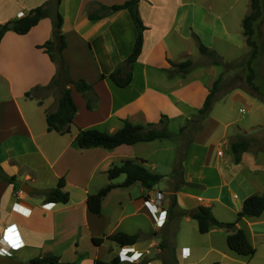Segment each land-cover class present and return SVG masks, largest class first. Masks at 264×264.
Here are the masks:
<instances>
[{
  "label": "crops",
  "instance_id": "1",
  "mask_svg": "<svg viewBox=\"0 0 264 264\" xmlns=\"http://www.w3.org/2000/svg\"><path fill=\"white\" fill-rule=\"evenodd\" d=\"M50 1L0 0V25L14 22ZM126 1L129 0H60L57 11L65 42L60 55L68 77L91 85L96 96L95 107L89 110L83 94L71 84L67 86L76 107L68 134L47 130L45 111L55 112L58 106L59 94L50 93L54 89L38 90L33 97H25V93L47 86L57 74L58 64L39 48L53 40L52 15L41 18L26 34L18 35L11 29L3 34L0 40V167L7 176H14L15 182L0 181V235L5 225L15 224L23 243L18 251L26 249L27 261L50 253L58 256L63 264L109 262L117 256L119 245L108 239L96 245L92 238L122 232L138 236L131 246L134 250L148 251L146 258L133 264H264V210L259 217L236 220L246 198L264 193V152L250 150L249 145L236 163L230 146L241 135H228L226 131L236 123L230 113L232 102L239 100L257 109L260 105L254 97L239 90L230 91V106L226 104L220 119L224 122L220 136L213 140L211 132L207 133L208 125L219 121L208 116L202 128L193 134L181 162L182 177L175 184L170 174L177 156L170 154L172 146L162 140L121 145L112 150L80 149L75 145L78 130L113 133L124 120L134 125H159L162 115L167 117V128L179 121L178 128L174 127L178 132L201 108L213 84L208 74L202 83L192 80V71L173 76L165 72L171 68L169 62L180 63L190 58L195 46L193 35L201 37L192 23L195 3L189 0H139L137 13L147 28L143 31L141 52L132 67V80L121 88L108 78H100L123 66L137 33L126 9L97 19L89 15L99 13L101 7ZM225 13L205 10L202 15L209 49H213L210 46L213 42L223 38L227 43L230 39ZM163 20H166L164 27ZM254 119L250 128L263 125L256 115ZM235 126L237 131L242 130L241 126ZM126 160L141 163L143 167L152 162L146 169L166 178L167 185L164 189H155L159 182L151 188L135 182L123 187L120 185L125 180L124 174L117 180L109 179L107 170ZM162 166L167 168L166 172H155ZM60 179L64 180L62 190L69 194L68 201L47 202L43 194L55 188ZM23 184L32 189L31 193L21 190ZM108 184L115 187L103 197L100 214L90 213L87 195ZM167 193L174 194L176 200L172 211L170 202L162 207L167 212L164 229L175 221L171 238L173 252L169 257L160 248L158 235L163 227L160 232L154 230L156 214H153L156 211L153 209L161 208L154 202L156 195L165 197ZM145 201L156 205L152 212ZM14 203L29 209L30 214L23 216L13 211ZM199 206L209 207L220 222H236L235 227L245 232L255 254L240 256L229 250L226 233L221 228L213 227L200 234L196 220L191 217ZM166 233H163L165 237ZM162 240L167 242L166 238ZM1 245L5 251L0 250V255L15 258L18 251H10L0 240ZM182 248L188 249L189 257L181 256Z\"/></svg>",
  "mask_w": 264,
  "mask_h": 264
},
{
  "label": "trees",
  "instance_id": "2",
  "mask_svg": "<svg viewBox=\"0 0 264 264\" xmlns=\"http://www.w3.org/2000/svg\"><path fill=\"white\" fill-rule=\"evenodd\" d=\"M139 0H129L120 5H113L110 7H101L99 13H91L89 18L97 19L102 15L110 12H116L119 10H128L133 20L136 29V39L131 53L123 61V66H118L114 72L108 75H101L100 78L110 79L116 86L124 88L129 85L132 80V67L137 60L142 46L143 31L145 26L142 24L136 10V5ZM60 0H51L43 6H39L31 10L25 16L15 20L13 22V30L18 35L26 34L32 27H34L38 21L43 18L52 15L53 26V40L45 42L39 48L43 49L48 54L49 58L58 64L57 74L53 76L49 84L41 89H33L30 92L25 93V97H33L34 93L38 90H52L57 89L59 93L58 106L55 112L45 111V120L48 131H54L60 135L68 134L71 132L72 119L76 111L75 104L73 103L68 85H72L75 90L82 93L86 100L87 109L91 110L95 107L96 96L93 93L91 85H88L85 81L71 80L67 74V68L63 62L60 52L65 47L63 36L60 33L61 16L59 15L57 8ZM262 14L261 1L250 0V12L244 16L242 20L243 36L245 38L246 45L251 48L249 59L245 62L248 72L246 83L254 94L260 97L261 102L264 104V93H261L257 86L252 83V69L250 67V60L255 58L257 54V43L253 39L255 33L254 26ZM9 30L7 23L0 25V40L3 34ZM200 54L209 57L212 60V64L225 67L224 62L220 61V58L216 53L205 45H203L200 39L193 35ZM171 68L165 69V72L169 76L175 74L187 75L191 72L194 64L190 58L180 62H169ZM127 68L125 71L124 68ZM221 74L218 79L212 84L206 95L201 108L197 114L191 119H188L186 123L180 128L179 133L185 135V144L183 145L184 151L181 154L180 159L177 162L176 169L173 172V176L177 177L181 175V162L185 154V149L192 141L193 134L202 128L201 123L206 118L212 108L214 101L217 99L220 83L222 80ZM41 104V101H38ZM159 126V127H158ZM174 134L167 130V117L162 115L159 121V125L148 123L146 125H134L126 120L122 121V126L113 133L102 132L96 129L78 130L74 138L75 145L80 149H88L94 147H101L106 150H112L121 145H133L141 142H150L154 140H161L164 138H172ZM231 151L234 155V161L237 163L240 160L242 152L246 151L249 147L248 142L244 139H237L231 143ZM124 174L125 180L120 186L127 187L135 182L141 183L147 188H151L157 184L162 175L147 170L141 165V163L126 160L120 165H113L107 170L109 179H114L119 175ZM0 181L13 184L15 182L14 176H7L0 167ZM64 186V180L60 179L57 186L53 189L46 191L43 195L47 202L51 203H66L69 199V194L62 190ZM115 187L113 184H108L96 193L88 194L86 197V206L90 213L99 215L101 212V201L108 192ZM177 189V186L175 190ZM176 206L175 195L173 194L170 201V211ZM264 210V193L261 195H252L243 201L241 210L237 213V221L242 217H259ZM181 213L180 215H183ZM197 222V229L200 234L209 232L213 227L221 228L226 233V244L229 250L240 256L251 257L255 254V248L249 243L245 232L242 229L236 228V222H220L214 218L211 209L205 206L197 207L191 216ZM104 239L116 242L119 246H133L136 243L137 235H127L122 232H117L112 235L104 236L101 238H92V242L99 245ZM161 246L166 247L165 241L161 240ZM26 264H63L60 258L53 254H45L43 256H37L29 259ZM74 264V263H71ZM94 264H121L118 261L117 256L109 262L94 261Z\"/></svg>",
  "mask_w": 264,
  "mask_h": 264
},
{
  "label": "rangeland",
  "instance_id": "3",
  "mask_svg": "<svg viewBox=\"0 0 264 264\" xmlns=\"http://www.w3.org/2000/svg\"><path fill=\"white\" fill-rule=\"evenodd\" d=\"M189 1H193L195 3L194 11L191 16L192 23L196 26L197 30L199 31V34L202 37V38L199 37L201 43L205 45L207 48L209 47L208 34L205 33L207 31L206 30L207 28H204L205 24H203L201 21L203 18L202 15L205 14V10H210L212 12L226 11L224 16L226 19L225 18L224 19L227 22V25L230 26L228 28L230 39L227 40L228 41L227 43H225L224 39L222 38V41L218 40L216 43L213 42V45L212 43L210 44V46H212L213 48L210 50L214 51L216 55L220 58V61L224 62V64L226 65L225 67L212 64V60L209 57L200 54L196 41L194 42L195 45L193 51L194 53L190 57V59L194 64V67L191 70L192 80L194 82L201 80L206 81L207 74L210 76V79L215 82L218 79V77L221 74H223L218 93L216 94L217 99L214 101L212 105V108L209 112L210 115L208 114V116L210 117L218 118L219 121L215 125L214 123L209 124L207 133L211 132L212 134L211 137L213 138V140H215L216 137L220 136L219 134L223 129V123H224L220 121V119H222L221 115L222 112L224 113L227 109L226 104L230 106L231 103V100L229 98V93L231 90H239L242 91L243 93L249 94L250 96L254 97L258 101L257 105H260V107L255 109V107H249L246 103L239 100H235L234 102H232L231 110H230L232 119L236 120L235 125L241 126L242 130L237 131L236 126L233 125L228 127L226 131L228 132V135L232 134V136H235L236 133L241 135V137H237L234 140L236 141L237 139H244L250 145V150H253L255 152L258 151L264 152V104L261 102L260 97L256 96L246 83L247 76L250 73L247 70L245 62L249 59L251 48L246 46L243 39L244 37L242 35V19L246 14L250 12V0H189ZM260 1H261L262 14L254 26L255 33L253 35V39L257 43L258 49L255 58L250 60V67L252 69V83L257 86L258 90L261 93H264V0H260ZM141 22L143 23L142 20ZM165 24H166V20L165 21L163 20L161 25L164 27ZM143 25L147 28V26L144 23ZM202 39L204 40L205 43L202 41ZM213 81L212 83H214ZM211 87L212 85L210 86V88ZM50 93L53 94L56 93L57 95L58 90L54 89ZM196 97H200V96L196 95ZM192 104L195 105L196 101L192 102ZM254 115H256V117H258V121L263 124L259 128H250V124H252L253 122L251 119L255 120ZM206 118L202 120L201 126L204 125V121L206 120ZM178 123L179 121L173 124L172 126H170L169 128H167L168 131L171 130L172 132H177V130H175L174 127L176 126V128H178L179 126ZM178 133L179 131L175 133L174 137L172 138L161 139L164 144H169L172 146L170 154L176 153L177 162L180 159L182 152L184 151L183 145L185 144L184 142L186 138L185 135H181ZM189 146L190 145L186 147L185 154L189 149ZM191 150L194 149L191 148ZM218 154H221V152H218ZM167 155L169 156V154ZM161 160L165 162L164 158H161ZM151 163L152 162L146 163L145 168L149 169ZM176 165L173 169V172L176 169ZM166 170L167 168L162 166L159 167V169L155 172L164 173L166 172ZM120 176H123V174H121ZM170 176L173 179L174 184L179 179V176L175 177L173 176V173H171ZM117 179L118 178L116 177L115 180ZM166 185H167L166 178L163 177L156 185L155 189H164ZM173 185H171L172 192L174 188ZM156 196H160L161 198L160 199L161 208L164 206L166 207L165 204H167V202H170L172 197V195L169 193H167L165 197H162L161 194H157ZM158 208L159 207L153 210H157ZM155 212L156 211H153V214H155ZM174 224L175 221L173 220L169 225L166 226L165 229L162 226L163 230L162 231L160 230L161 233L158 235L160 241L164 238L167 239V242L165 241V244L167 245L166 249L162 247L160 244V248L164 249L163 255L165 257L167 256L169 257L171 252H173L171 238L174 234ZM165 232H167L166 237L163 234ZM156 239L158 240L157 237ZM3 248L4 246L1 245L0 250L4 252L5 250ZM25 250L26 249L24 250L22 249L14 254V257L20 264H26V261L28 260L25 259V257L27 256V251ZM146 252L147 253L144 254L145 258L148 254V251ZM169 264H171V262Z\"/></svg>",
  "mask_w": 264,
  "mask_h": 264
},
{
  "label": "built area",
  "instance_id": "4",
  "mask_svg": "<svg viewBox=\"0 0 264 264\" xmlns=\"http://www.w3.org/2000/svg\"><path fill=\"white\" fill-rule=\"evenodd\" d=\"M160 199H161L160 196H156V199L154 201L158 206L161 205ZM144 204L147 207V209H149V211L151 212H152V208L154 206L156 207V205L153 204L154 205L153 206L152 204H150L149 201H145ZM12 210L23 216H28L30 214L29 209L21 206L18 203H14L12 205ZM155 214H156V218L154 220L155 223L154 230L159 231L165 223L166 211L160 208L156 210ZM10 229L11 231H9ZM6 235L11 238L12 241L11 243L5 240ZM0 240L7 246V248L10 251H18L19 249L23 248V243L20 239L19 232L17 231L15 224L5 225L1 229ZM145 253L147 252L146 251L138 252L134 250L133 247L130 246H123V247L119 246V250L117 252V258L120 263H127V264L140 263L143 260ZM180 254L184 258L189 257V251L187 248H182L180 250Z\"/></svg>",
  "mask_w": 264,
  "mask_h": 264
},
{
  "label": "water",
  "instance_id": "5",
  "mask_svg": "<svg viewBox=\"0 0 264 264\" xmlns=\"http://www.w3.org/2000/svg\"><path fill=\"white\" fill-rule=\"evenodd\" d=\"M7 27L11 29L13 27V22L12 21L8 22ZM21 190L27 193H31L32 191V189L27 184H23L21 186ZM0 264H20V263L11 256L0 255Z\"/></svg>",
  "mask_w": 264,
  "mask_h": 264
},
{
  "label": "snow or ice",
  "instance_id": "6",
  "mask_svg": "<svg viewBox=\"0 0 264 264\" xmlns=\"http://www.w3.org/2000/svg\"><path fill=\"white\" fill-rule=\"evenodd\" d=\"M9 231H11V229L9 230ZM5 240L7 241V242H9V243H11L12 241H11V238L9 237V236H5Z\"/></svg>",
  "mask_w": 264,
  "mask_h": 264
}]
</instances>
